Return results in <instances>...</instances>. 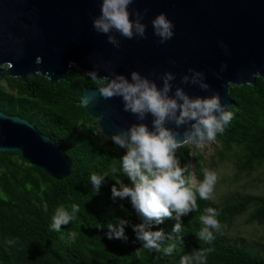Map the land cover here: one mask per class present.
I'll return each instance as SVG.
<instances>
[{
  "label": "trees",
  "instance_id": "16d2710c",
  "mask_svg": "<svg viewBox=\"0 0 264 264\" xmlns=\"http://www.w3.org/2000/svg\"><path fill=\"white\" fill-rule=\"evenodd\" d=\"M98 84L76 68L55 84L41 75L26 82L9 77L0 82V110L27 119L54 139L72 161L71 174L57 180L25 162L19 152H0V264H180L183 255L200 247L212 249L206 264H264V250L228 236L246 214L251 223L264 227V193L226 195L217 202L197 197L198 210L181 217V233L172 231L174 218L151 226L153 231L172 236L162 242V247L175 244L171 255L142 248L132 228L141 218L129 199L114 201L111 195L115 180L131 185L120 170L125 150L105 140L97 120L81 104L84 90ZM230 96L233 104L228 111L233 118L217 134L208 163L192 146L177 150L182 167L190 166L193 153L198 180H203L206 170L218 175L226 162L231 164L233 180L264 175V79L257 77L255 84L232 87ZM93 173L109 175L98 193L90 182ZM73 203L80 205L77 219L59 232L51 230L56 209L64 206L70 210ZM207 207L217 209L222 225L211 243L199 241L195 235ZM121 219L129 221L125 225L128 239L109 240L107 224ZM70 232H76L74 240ZM8 239H18V243L9 246Z\"/></svg>",
  "mask_w": 264,
  "mask_h": 264
},
{
  "label": "water",
  "instance_id": "95a60500",
  "mask_svg": "<svg viewBox=\"0 0 264 264\" xmlns=\"http://www.w3.org/2000/svg\"><path fill=\"white\" fill-rule=\"evenodd\" d=\"M129 10L144 14L146 38L129 40L115 33L121 41L115 48L92 27L100 0H0V82L7 77L26 82L41 75L55 84L76 68L84 73L96 69L98 76L121 73L129 79L137 70L158 86L160 76L171 71L175 87L192 68L205 73L210 91L191 84L181 85L184 90L190 96L217 92L229 110L232 87L264 79V0H134ZM160 13L175 25L173 38L163 44L151 25ZM70 62L76 66L69 67ZM222 64L227 65L223 72ZM97 82L96 88L84 90L81 104L97 120L103 137L140 122L123 110L119 97H100ZM93 92L96 98L85 106ZM151 121L149 116L143 122L151 129ZM0 152H19L25 162L57 180L71 174L72 161L54 139L27 119L1 110ZM190 173L197 177L192 152Z\"/></svg>",
  "mask_w": 264,
  "mask_h": 264
},
{
  "label": "clouds",
  "instance_id": "9594fccd",
  "mask_svg": "<svg viewBox=\"0 0 264 264\" xmlns=\"http://www.w3.org/2000/svg\"><path fill=\"white\" fill-rule=\"evenodd\" d=\"M134 0H100V13L93 17L92 27L98 33L107 37V42L115 48H120L121 41L115 35L126 39L146 38L147 25L143 23L144 14L136 10L130 12L129 6ZM135 16L133 19L132 16ZM153 34L159 37L163 44L174 36V23L165 13L157 14L151 21ZM227 54L228 49L220 42ZM41 58H37V63ZM70 62L69 67H75ZM227 65H221V72ZM189 74L180 78V84L174 87L176 74L165 71L161 76V85L149 77L133 70L130 79L121 73L98 76L94 69L85 74L93 81H99L97 88L99 96L105 100L119 97L123 103V110L136 117L139 123H132L127 129H120L110 137L104 135L105 140L124 149L121 171L127 175L131 185L122 179L115 180L111 188L112 199H129L132 208L141 218V223L132 225L136 239L142 243V248L163 252L171 255L175 244L162 247V242L172 239L163 230H151L152 225L162 224L165 219L176 220L173 233L182 231L181 217L198 210L197 197L204 201L214 199V188L218 181L215 171H205L203 180L189 172V165L183 167L177 159L178 149L186 145L194 149H203L214 142L217 133H222L233 116L217 92L207 96H190L181 85H196L202 91H210L203 71L189 68ZM219 76V73H217ZM93 92L85 99V106L96 98ZM151 116V129L143 121ZM168 125H174L169 127ZM183 128L181 132L180 129ZM101 131H103L101 129ZM112 172H117L116 168ZM108 173L90 176L94 192H99ZM118 185V187H117ZM80 205L73 203L70 210L64 206L56 209L52 216L50 228L59 232L62 226L69 225L77 219ZM219 212L213 207L204 209L199 217L202 227L195 233L199 241L211 243L215 234L221 232L222 225L218 219ZM129 223L121 219L117 224H107V238L127 240L125 225ZM74 240L76 232H70ZM6 243L14 246L18 239H8ZM211 248L193 249L180 259V264H206V258Z\"/></svg>",
  "mask_w": 264,
  "mask_h": 264
},
{
  "label": "rangeland",
  "instance_id": "374dc122",
  "mask_svg": "<svg viewBox=\"0 0 264 264\" xmlns=\"http://www.w3.org/2000/svg\"><path fill=\"white\" fill-rule=\"evenodd\" d=\"M216 141L207 144L201 152L206 162L214 152ZM232 167L229 162L222 165L218 173V181L214 188V201H219L226 195L259 196L264 193V175L253 174L244 180H233ZM249 214L240 217L234 226L228 231V236L237 243H243L248 247L264 250V227L249 221Z\"/></svg>",
  "mask_w": 264,
  "mask_h": 264
}]
</instances>
